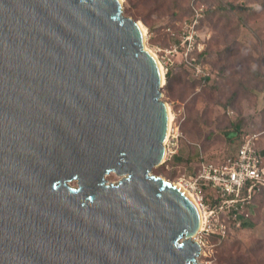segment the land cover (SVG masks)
Here are the masks:
<instances>
[{
  "label": "water",
  "instance_id": "95a60500",
  "mask_svg": "<svg viewBox=\"0 0 264 264\" xmlns=\"http://www.w3.org/2000/svg\"><path fill=\"white\" fill-rule=\"evenodd\" d=\"M132 18L0 0V264H200L194 203L152 173L167 108Z\"/></svg>",
  "mask_w": 264,
  "mask_h": 264
},
{
  "label": "rangeland",
  "instance_id": "374dc122",
  "mask_svg": "<svg viewBox=\"0 0 264 264\" xmlns=\"http://www.w3.org/2000/svg\"><path fill=\"white\" fill-rule=\"evenodd\" d=\"M122 6L124 16L146 27L147 47L171 71L162 86L173 113L168 152L152 173L182 184L202 162L221 163L245 133H261L264 157V0H124ZM235 124L239 131L229 138ZM105 178L117 183L121 176ZM203 192L204 204L215 208L219 194L210 186ZM240 195L241 226L225 209L217 211L225 236H195L200 264H264V187Z\"/></svg>",
  "mask_w": 264,
  "mask_h": 264
},
{
  "label": "built area",
  "instance_id": "2783aa9c",
  "mask_svg": "<svg viewBox=\"0 0 264 264\" xmlns=\"http://www.w3.org/2000/svg\"><path fill=\"white\" fill-rule=\"evenodd\" d=\"M166 70L167 68L165 72ZM260 134L258 132L243 134L234 155L227 156L218 164L202 162L197 175L183 181V187L191 192L204 214L202 229L197 234L215 233L219 237L225 236V225L217 214V211L223 212L225 209L237 227L242 225L240 219L242 213L240 202H243L240 195L242 189L247 186L249 194L255 187H264V161L258 146ZM204 186H210L219 194L221 199L215 208L204 204ZM198 241L201 244V241Z\"/></svg>",
  "mask_w": 264,
  "mask_h": 264
},
{
  "label": "bare ground",
  "instance_id": "6f19581e",
  "mask_svg": "<svg viewBox=\"0 0 264 264\" xmlns=\"http://www.w3.org/2000/svg\"><path fill=\"white\" fill-rule=\"evenodd\" d=\"M123 1L124 0H120L121 4L123 5ZM137 24L139 26V29H140V32H141V35H142V38L144 40V42H146V37H147V30H146V27L140 22V21H137ZM145 46L146 48H148V50H150V52L152 53V55L154 56V58L156 59V62L158 64V68H159V72H160V77H161V84H164L165 82V71H164V68L158 58V56L156 55V53L150 49L149 47H147L146 43H145ZM166 108H167V132H166V136H165V139H164V147H165V150H164V157H163V160L162 162L164 161L165 159V156L168 152V149L166 147V142L168 140V137L170 135V130H171V126H172V121H173V113L170 109V106L166 103ZM110 174V173H109ZM108 175V174H107ZM106 175V176H107ZM70 184V183H69ZM176 184L178 187H180L184 192L185 194L192 200V202L194 203L196 209H197V212H198V215H199V227H198V231L202 229V226H203V220H204V214H203V211L202 209L199 207L198 203L196 202L195 198L193 197V195L191 194L190 191H188L185 187H183V185L180 183V182H177V183H174ZM197 238V237H196Z\"/></svg>",
  "mask_w": 264,
  "mask_h": 264
},
{
  "label": "trees",
  "instance_id": "16d2710c",
  "mask_svg": "<svg viewBox=\"0 0 264 264\" xmlns=\"http://www.w3.org/2000/svg\"><path fill=\"white\" fill-rule=\"evenodd\" d=\"M237 8L238 7H236L235 9H237ZM165 77H166L165 87H167L168 84H169L170 77H171V71L169 69L166 70ZM238 131H239V126H238V124H235V130H234V132L228 133V137L229 138H232ZM240 141H241V138H240ZM240 141H239V144H238L237 148L230 155H234L237 152V149H238V147L240 145ZM246 188H247V186L244 187V189H246Z\"/></svg>",
  "mask_w": 264,
  "mask_h": 264
},
{
  "label": "crops",
  "instance_id": "0c3cea01",
  "mask_svg": "<svg viewBox=\"0 0 264 264\" xmlns=\"http://www.w3.org/2000/svg\"><path fill=\"white\" fill-rule=\"evenodd\" d=\"M261 151V153H262V150H260ZM263 155V154H262ZM264 158V157H263Z\"/></svg>",
  "mask_w": 264,
  "mask_h": 264
}]
</instances>
